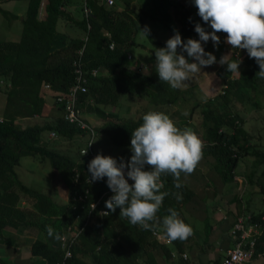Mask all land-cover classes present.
<instances>
[{"label": "trees", "instance_id": "trees-1", "mask_svg": "<svg viewBox=\"0 0 264 264\" xmlns=\"http://www.w3.org/2000/svg\"><path fill=\"white\" fill-rule=\"evenodd\" d=\"M84 1L89 13H84L82 18L77 20L64 10L69 0H27L19 40L0 41V76L8 83L5 89L3 118L0 121V227L4 224L34 227L42 232H47V228L51 227L55 233L52 240L39 238L31 242V253L42 258L44 264H57L63 260V249L59 241L66 227H76L78 223H83L89 213V204L110 189L107 187L106 177L93 183L86 181V177L90 176L87 166L92 156L87 154L79 159L70 158L51 150L45 143L43 135L50 131H56L59 137L65 139L84 134L77 126L64 120L62 107L58 104L54 107L60 114L55 116L52 123H35L20 127L18 119L42 115L46 91L56 96L58 92L68 90L75 82L72 63L82 47V70L88 81L86 91L78 94V104L85 112L95 113L103 119L116 118L117 115L107 111L105 106L119 100L123 93L138 94L143 91L142 95L151 103L166 105L174 103L181 91L179 88H172L167 82L160 81L158 74L151 69L145 73L140 66L138 69L135 65L124 63L131 46L144 47V44L137 40L138 32L144 28L141 25L142 19L137 22L125 10H116L113 5L109 6L103 0ZM173 6L181 33L191 38L196 33L194 27L198 19L202 21L195 4L192 8L182 4ZM2 11L7 16L8 12ZM62 18L76 24L86 36L70 37L67 42L55 46V40L59 36L57 25ZM110 41L114 42L112 49L109 48ZM223 47L230 51L233 60L234 52H238V59L244 63V67L238 68L237 73L229 72L226 65H221L222 69L218 71L225 83L224 95H221L224 106L217 108L216 113L211 107L212 102H206V108L201 112L203 119L200 126L205 127L206 133L202 152L213 158L212 164L220 173L224 184L234 180L233 173L240 158L252 156L256 167L247 174V181L255 182L264 198V183L259 181L264 176V142L253 141L249 132L235 122L237 119L241 122L238 112L231 114L227 105L231 100L246 99L249 89L264 92V78L259 76L260 69L255 59L250 58L244 49L231 48L227 43H224ZM178 50L180 51L179 48ZM153 55L155 58V54ZM93 68H100L108 75L93 77L90 75ZM115 73L118 75L113 79L110 74ZM45 84L50 86L49 90L44 88ZM143 115L145 114L136 120L108 121L97 126L85 120L97 132L105 134L111 144L130 146L131 132L142 123ZM218 117L222 122H219ZM23 156L47 158L52 167L60 172L70 190L66 203H54L44 193L26 186L18 179L15 167ZM74 168H78L80 172L76 185L73 183ZM145 170H150V166L145 165ZM182 180L181 178L183 186L176 188L171 174L161 176L164 184L161 191L168 192L157 212L161 222L169 215V208L175 209L179 218L185 222L181 210L190 201L193 191ZM75 193L83 194L84 200L75 203ZM19 194L35 198L37 209L41 215L46 216L47 222L46 219L27 220L24 212L17 208ZM109 194L108 192L96 208L90 211L89 221L71 245L72 256L65 259V264H156V250L161 249L166 260L171 257L173 250H182V245L187 239H178L166 244L157 239L152 230H145L138 224L133 225L128 218L120 216L119 208L108 216L100 214V210L106 208L105 201L110 197ZM177 194L181 195L182 199L178 200ZM234 199L238 204L239 215L250 213L253 220L262 222V233L256 249L264 252V220H261L264 209L251 211L249 204L244 205L242 199L237 196ZM17 213L18 219L15 217ZM77 214H80L79 219L76 218ZM206 228L208 236L211 225L206 223ZM158 229L166 235L162 227ZM232 240L234 241V238ZM218 261L215 259L214 263Z\"/></svg>", "mask_w": 264, "mask_h": 264}, {"label": "rangeland", "instance_id": "rangeland-1", "mask_svg": "<svg viewBox=\"0 0 264 264\" xmlns=\"http://www.w3.org/2000/svg\"><path fill=\"white\" fill-rule=\"evenodd\" d=\"M174 4H182L189 8L194 7L193 0H114L113 7L116 10H125L137 22L141 21L142 26H147L149 32L147 36L138 32L137 40L144 44L143 46H131L128 50L127 58L124 63L130 66H136L145 73L150 69L156 72L154 51L157 48L164 47L169 37L174 34V30H178L183 41L188 38L181 33L179 23L174 16ZM86 6L84 0H69L64 10L73 15L77 20L81 19L85 13L84 7ZM27 7V0H0V8L7 11L5 16L3 11L0 10V41H16L19 40L22 31V18L25 15ZM83 8V10L81 9ZM89 12V9H87ZM199 21L206 31H212L210 25L205 22ZM57 30L59 36L55 40V46L61 45L63 42H67L70 37H83L86 36L85 32L76 24L67 21L62 18L58 21ZM220 37V43L214 47L211 39L204 46L206 52H211L216 57L217 61L221 56L226 57L227 60L233 61L232 54L229 50L223 47L226 39V33H217ZM192 39H199L197 33L191 37ZM179 51V50H178ZM248 55L247 51L245 50ZM238 52H234L235 60L238 59ZM130 55V57H128ZM183 55L187 57V53ZM191 62V58H188ZM244 67V63L239 64V69ZM222 69L221 64L214 63L210 66L202 67L201 71L195 74L189 81L184 83L179 89L181 90L175 98L174 103L160 105L151 103L142 95L143 91L138 94L123 93L119 100L114 103H110L107 111L114 112L117 117H108L103 119L95 113L85 112L84 117L87 121L97 126L103 122L112 121H130L136 120L142 114H146L151 111H159L168 115L180 129H191L196 132V135L202 140L203 146L205 144L206 133L205 127L201 128L200 124L203 119L202 110L206 108V102H212L211 107L218 112L217 108L223 105V94L225 83L223 78L218 74V71ZM147 70V71H146ZM157 73V72H156ZM158 74V73H157ZM98 76L108 75L104 70L98 68ZM118 74H110L115 79ZM96 77V76H95ZM8 87V83L0 76V119L2 120V113L5 106L6 94L5 89ZM49 90V89H47ZM248 96L243 101L231 100L227 103L228 110L232 112H238L241 122L235 120L237 124H240L246 131L249 132L253 141L264 142V92L261 90H247ZM46 103L43 115L33 116L30 118H20L17 123L20 127H25L32 124H44L52 123L55 120V116L60 114L56 112L54 107L57 105L55 97L51 95L49 91H46ZM92 103V101H90ZM196 104H199L197 106ZM194 105H196L194 107ZM255 105V106H254ZM57 107V106H56ZM219 122L222 120L218 117ZM94 128V127H93ZM95 129V128H94ZM96 131V130H95ZM51 132V131H50ZM47 132L43 135L44 141L48 148L64 154L70 158L79 159L80 149L84 146L86 136H76L73 139H65L57 136L50 138ZM95 142L93 145L95 153L101 155L112 156L119 162L122 157L126 162L132 155L131 146H116L111 144L109 138L96 131ZM264 144V143H263ZM213 158L210 155L202 152V158L199 161L194 172L185 176L182 174V181L186 182L193 191L190 201L185 206V211L181 210L183 216L196 233L198 229H201V225L209 224L212 226L211 239H215L219 236V226L221 225L222 216L225 214V207L229 204L234 205L235 196L243 200L244 205L249 204L251 211H258L264 209L263 194L258 191L255 182L247 181V174L256 167L253 162V157L243 156L239 160V165L235 170L234 180L227 184H224L220 173L212 164ZM257 166H260L257 164ZM18 179L26 186L36 189L37 191L44 193L54 203L63 204L69 199L70 190L68 185L61 177L60 172L53 168L47 158H41L40 156H23L20 158L19 165L15 167ZM264 183V176L259 180ZM23 196V194H22ZM234 196V197H233ZM25 201L28 203H34L36 200L33 197L24 195ZM231 198L232 204L229 202ZM48 199V202L50 201ZM46 202V203H48ZM207 206L199 210V206ZM221 208V209H220ZM221 210V211H220ZM190 211V212H188ZM187 213V214H185ZM221 215V216H220ZM238 217V216H237ZM236 217V218H237ZM200 240L203 239V233L198 234ZM191 238L194 235L187 238L186 243L191 242ZM195 239L199 240L197 237ZM185 243V244H186ZM189 246L193 247V244ZM188 245L184 249H187ZM228 247V246H227ZM223 248L224 250L227 248ZM199 248V247H198ZM200 251V250H199ZM196 254V253H195ZM209 254V253H208ZM158 264H185L186 261L192 260L193 252L187 250V260H181L183 258L177 251L171 254L172 258L166 260L162 252L159 249L155 251ZM177 256H180L177 258Z\"/></svg>", "mask_w": 264, "mask_h": 264}, {"label": "clouds", "instance_id": "clouds-1", "mask_svg": "<svg viewBox=\"0 0 264 264\" xmlns=\"http://www.w3.org/2000/svg\"><path fill=\"white\" fill-rule=\"evenodd\" d=\"M193 2L197 14L205 24L210 25L212 31H206L197 23L194 30L199 39L183 41L179 31L174 30L166 45L154 51L159 80L174 89L180 88L202 67L214 63L226 65L229 72L239 73L240 58L229 61L224 55L217 61L201 43L206 44L211 39L213 46H218L220 37L217 33L220 32L227 34L225 43L231 48L244 49L250 58L255 59L260 69L259 76L264 78V0ZM140 30L147 36V26ZM184 52L191 62L183 55ZM130 146L132 155L127 162L122 157L118 162L112 156L97 153L88 163L89 183L106 177L107 187L112 192L105 201L108 211L104 212V216L119 208V215L128 218L133 225L138 224L145 230L162 227L169 241L186 240L193 234V229L179 218L175 209L169 208V215L162 222L157 217L168 195V192L161 191L164 187L161 176L171 174L174 186L181 188V174L187 176L193 173L202 158V140L191 129L178 128L165 113L151 111L143 115L142 123L131 132ZM145 165L150 166V170H145ZM176 198L179 200L182 196L177 194ZM92 209H95L94 204ZM47 234L49 237L55 235L51 227L47 228Z\"/></svg>", "mask_w": 264, "mask_h": 264}, {"label": "built area", "instance_id": "built-area-1", "mask_svg": "<svg viewBox=\"0 0 264 264\" xmlns=\"http://www.w3.org/2000/svg\"><path fill=\"white\" fill-rule=\"evenodd\" d=\"M107 5L111 6L114 3V0H103ZM88 8L84 7L85 15H88ZM109 36V35H108ZM114 47V42L110 41L109 48L112 49ZM82 47L78 50V57L73 60V67H74V74H75V82L68 88L65 92H58L56 94L55 100L56 103L62 107L63 111V118L64 120L69 123L77 126L79 129L84 131L82 136H86V141L84 146L79 150L80 155H90L95 157L97 154L94 151L93 145L96 137L95 129L85 120L84 111H82L80 105L78 104V94L80 92L86 91V83L88 81L87 76L83 73L82 70V60L81 56L83 53ZM130 57V55L128 56ZM98 74V68H93L90 71V75L95 77ZM45 89H50L48 84L44 85ZM1 121V119H0ZM57 134L55 131H51L49 133V137L53 138L56 137ZM91 143V144H90ZM86 151V154H83ZM83 154V155H82ZM127 169H125V172ZM73 183L76 185L80 178V172L78 168L73 169ZM89 176L86 177V181L88 180ZM127 179V177H126ZM129 181H131L129 179ZM110 193L111 190L104 192L96 201L91 202L89 205V213L86 216L85 220L81 224H77L78 226L68 225L66 227L65 233H63L60 237V246L63 249V260L58 261L57 264H65V259L72 256L71 253V245L73 244L74 240L79 236L83 226L89 221V214L92 211V204L96 206L100 203L101 199ZM85 196L83 194H76L73 197L74 202H82ZM73 208L75 206L73 205ZM83 208V205L81 206ZM108 211L107 208H103L100 210V214H104V212ZM80 214L76 215V218L79 219ZM261 220H264V216H261ZM262 233V222H258L253 220L250 213H245L238 215L235 222L233 223L230 234L232 238H234L233 244L229 247L222 258L212 264H264V252L258 251L256 249V245L258 242L259 237ZM152 234L157 237V239L163 241L166 244H171L172 241H169L166 235L162 233L158 228L152 230ZM175 251H172L174 253ZM180 254L183 259L187 257L186 253H178Z\"/></svg>", "mask_w": 264, "mask_h": 264}, {"label": "crops", "instance_id": "crops-1", "mask_svg": "<svg viewBox=\"0 0 264 264\" xmlns=\"http://www.w3.org/2000/svg\"><path fill=\"white\" fill-rule=\"evenodd\" d=\"M44 108H45V105H44ZM44 112L46 111L43 109L42 115L44 114ZM26 118H30V117H26ZM19 197L20 198L17 202V208L24 212V215L27 220L33 219V220H41V221L43 220L44 221L46 219L45 222H47L46 216L40 214L35 202L34 203L30 202L27 205L24 196H22V194H19ZM228 200L231 204L233 203L231 202L232 201L231 198H229ZM1 203L2 202L0 201V204ZM185 206L182 209L183 211H185ZM199 207H200L199 210L202 208H204V210L207 209L206 205L199 206ZM225 212L226 213L223 214L221 218L222 223L219 226V232H218L219 236H217L215 239L210 240L211 238L210 235L212 234V226L210 228V234L207 236L206 230H208V228H206V225L205 226L201 225L202 228L198 229L196 233L193 232L194 238L193 239L191 238V242H189L190 245L193 244V247L189 246V243H186L185 241L184 244L182 245L181 251H178L176 249L173 250V251H177L178 253H182V252L186 253L187 250L189 251L191 250V252H193L194 256H192V260L186 261L185 264H192L193 262L198 263V264H212L214 263L215 259L220 260L222 256L225 254L226 250L232 246L233 240L230 234V229L233 223L235 222L236 217L239 215L237 202L234 203V205L232 206L229 204L227 207H225ZM188 215L189 214H187L186 216ZM181 216L184 219L186 217V216H183V213L181 214ZM15 217L16 219H18L19 213H17ZM185 223L188 224L186 219H185ZM202 233L204 236H203V239L200 240V237L198 236V234H202ZM195 237H197L199 240L195 239ZM39 238L52 240L53 237H49L47 232H42L40 230H37L34 227L30 228V227H20V226L18 227L17 225L16 227L11 226V225H5V224L2 225L0 227V264H31L33 262H35V264L36 263L44 264L43 263L44 261L42 258L36 255H33L31 253V242ZM187 245H188L187 249H184L185 246ZM225 247L227 248L224 250L223 248ZM160 251L162 252L161 249L159 250V252ZM178 257L180 256H177V258ZM187 257L183 260H187ZM156 264H158L157 259H156ZM180 264H183V263H180Z\"/></svg>", "mask_w": 264, "mask_h": 264}]
</instances>
